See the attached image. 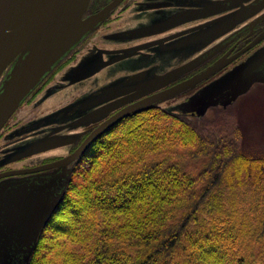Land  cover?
Returning <instances> with one entry per match:
<instances>
[{
  "label": "trees",
  "instance_id": "16d2710c",
  "mask_svg": "<svg viewBox=\"0 0 264 264\" xmlns=\"http://www.w3.org/2000/svg\"><path fill=\"white\" fill-rule=\"evenodd\" d=\"M213 110L131 114L91 143L29 264H264V156Z\"/></svg>",
  "mask_w": 264,
  "mask_h": 264
},
{
  "label": "flooded vegetation",
  "instance_id": "af4514ba",
  "mask_svg": "<svg viewBox=\"0 0 264 264\" xmlns=\"http://www.w3.org/2000/svg\"><path fill=\"white\" fill-rule=\"evenodd\" d=\"M98 13L103 17L96 27L19 104L25 102L28 109L17 115L14 111L18 106L13 117L11 114L0 128V181L69 169L66 190L89 145L118 123L131 114L161 109L196 116L200 104H190L192 111L186 112L179 109L181 103L209 82L245 63L264 46V0H89L82 17ZM193 16L199 17L175 24ZM123 53L130 55L113 61ZM110 60L84 76L97 64ZM190 62H194L192 67L162 83L161 75ZM214 64L224 65L193 87L143 106L145 99ZM74 67L79 71L73 72ZM254 85L255 92L264 91V82H253L250 87ZM49 96L55 101L50 106L44 105L39 110L43 112H34ZM215 106L220 105L207 109ZM127 107L135 110L118 117L92 137L76 158L65 162L63 167L41 168L73 154L88 135ZM91 112L93 121L77 123ZM58 140L68 142L26 154L31 147L42 148Z\"/></svg>",
  "mask_w": 264,
  "mask_h": 264
},
{
  "label": "water",
  "instance_id": "95a60500",
  "mask_svg": "<svg viewBox=\"0 0 264 264\" xmlns=\"http://www.w3.org/2000/svg\"><path fill=\"white\" fill-rule=\"evenodd\" d=\"M88 1L0 0V128L22 100L103 17L102 13L82 17ZM197 17L199 16L189 17L175 24L180 25ZM129 55L130 53L120 54L113 61ZM109 62L111 60L97 64L84 76ZM193 63L180 65L164 73L160 76L162 83L173 78L175 73L192 67ZM223 65L214 64L159 95L145 99L142 104L148 107L154 101H164L177 95L207 78ZM77 68H72L73 72L79 71ZM237 74L239 77L234 80ZM253 82H264V46L233 71L226 72L206 84L199 93L181 103L179 109L192 111L190 104L198 103L200 105L196 114L203 115L209 106H226L231 103L238 95L246 92ZM134 110L133 107H127L114 114L88 135L73 154L41 168L63 167L65 162L78 156L92 137L118 117ZM92 115L93 112L88 113L83 122L77 123L87 124L93 121L95 118ZM67 142L58 140L42 148L31 147L26 154ZM69 176L70 170L62 169L23 179L8 178L0 181V264H29L38 236L65 192Z\"/></svg>",
  "mask_w": 264,
  "mask_h": 264
},
{
  "label": "rangeland",
  "instance_id": "374dc122",
  "mask_svg": "<svg viewBox=\"0 0 264 264\" xmlns=\"http://www.w3.org/2000/svg\"><path fill=\"white\" fill-rule=\"evenodd\" d=\"M54 101L53 97L49 96L41 102L34 112L43 109L44 105L50 106ZM222 107H225L232 114L231 117L234 119V123L239 130V138L243 152L251 156H264V91L259 93L255 92L254 85L246 92L238 95L233 102ZM27 109L28 107L23 102L14 113L19 115ZM213 111V108H209L203 115L196 114V119L198 120L202 116L210 117ZM224 138L228 142L229 138Z\"/></svg>",
  "mask_w": 264,
  "mask_h": 264
}]
</instances>
